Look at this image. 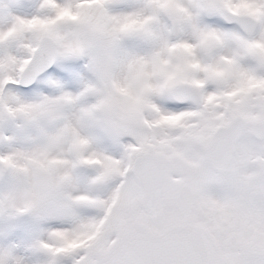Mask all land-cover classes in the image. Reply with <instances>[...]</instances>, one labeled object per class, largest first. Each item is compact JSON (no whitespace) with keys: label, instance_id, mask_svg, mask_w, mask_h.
Instances as JSON below:
<instances>
[{"label":"snow or ice","instance_id":"snow-or-ice-1","mask_svg":"<svg viewBox=\"0 0 264 264\" xmlns=\"http://www.w3.org/2000/svg\"><path fill=\"white\" fill-rule=\"evenodd\" d=\"M0 264H264V0H0Z\"/></svg>","mask_w":264,"mask_h":264}]
</instances>
